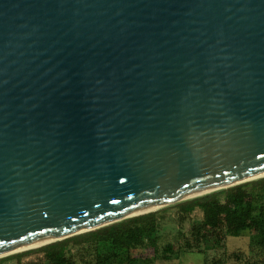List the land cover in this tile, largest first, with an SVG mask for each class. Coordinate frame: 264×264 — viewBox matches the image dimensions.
<instances>
[{"label": "water", "instance_id": "1", "mask_svg": "<svg viewBox=\"0 0 264 264\" xmlns=\"http://www.w3.org/2000/svg\"><path fill=\"white\" fill-rule=\"evenodd\" d=\"M264 176V0H0V258Z\"/></svg>", "mask_w": 264, "mask_h": 264}, {"label": "trees", "instance_id": "2", "mask_svg": "<svg viewBox=\"0 0 264 264\" xmlns=\"http://www.w3.org/2000/svg\"><path fill=\"white\" fill-rule=\"evenodd\" d=\"M168 207L170 206L46 243L33 250L1 257L0 263L11 258L20 262L25 254L35 251L41 253L39 264H76L66 254L65 247L69 243L82 252L90 251V260L82 258L83 264H151L156 259H177L180 251L160 252L158 246L160 226L164 219L162 213ZM174 207L177 208L179 218L195 210L201 212L203 223L201 226L193 224L191 235L197 251L205 253L203 247L209 241V233L214 234L226 228L230 235L238 236L243 229L252 227L253 223L264 226V176L179 201ZM254 239L256 248L264 249V230L256 234ZM137 246L151 247L155 255L145 259L129 255V250ZM204 264H226V260L208 257L206 253Z\"/></svg>", "mask_w": 264, "mask_h": 264}, {"label": "rangeland", "instance_id": "3", "mask_svg": "<svg viewBox=\"0 0 264 264\" xmlns=\"http://www.w3.org/2000/svg\"><path fill=\"white\" fill-rule=\"evenodd\" d=\"M176 203L177 202L166 205L170 207L162 213L164 219L160 226L161 230L158 238V246L160 252L180 251L179 257L168 261L156 259L151 264H204L206 253L208 257L215 256L226 260V264H245V262L249 264H264V249H258L256 248L257 245L254 244V236L264 230L262 224L253 223L252 227L243 229L238 236L230 235L226 228L214 234L209 233V241H207L203 247L205 253H202L197 251L191 235L193 224L201 226L203 223L201 212L195 210L191 214H183V217L179 218L177 208L174 207ZM163 207H158L151 211H156ZM42 245L44 244L28 247L12 254L33 250ZM65 251L76 264H83L82 258L86 261L90 260V251L87 253L82 252L80 248L73 246L71 243L66 245ZM128 253L138 259L153 258L155 255L153 248L144 246L134 247L130 249ZM40 257V252L32 251L25 254L20 262H18L16 258H11L0 264H39Z\"/></svg>", "mask_w": 264, "mask_h": 264}, {"label": "bare ground", "instance_id": "4", "mask_svg": "<svg viewBox=\"0 0 264 264\" xmlns=\"http://www.w3.org/2000/svg\"><path fill=\"white\" fill-rule=\"evenodd\" d=\"M155 209V208H154ZM154 209H150V210H154ZM46 242H44V243H40V244H36V245H33V246H38V245H41V244H45ZM29 247H32V246H29ZM26 248H28V247H26ZM26 248H22V249H26ZM22 249H20V250H22Z\"/></svg>", "mask_w": 264, "mask_h": 264}]
</instances>
